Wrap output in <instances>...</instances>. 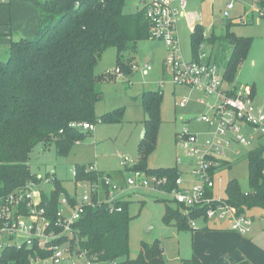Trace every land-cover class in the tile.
Instances as JSON below:
<instances>
[{"label":"trees","instance_id":"16d2710c","mask_svg":"<svg viewBox=\"0 0 264 264\" xmlns=\"http://www.w3.org/2000/svg\"><path fill=\"white\" fill-rule=\"evenodd\" d=\"M28 1L36 5L39 14L36 35L12 40L8 60L0 59V206L9 194L29 182H41L29 166L31 153L39 144H55L57 153L67 156L73 144L86 135L85 130L73 123L98 121L95 104L103 97L101 85L107 79H115L117 73L116 70L96 73V66L105 51L111 47L117 49V69L123 76H128L136 66L128 52L135 51L139 41L152 38L145 6L129 12L126 10L127 0ZM233 25L234 22L227 20L226 34L222 37L231 50L225 71L226 79L231 82H235L253 43V37L233 32ZM207 39L204 28L197 25L192 33L194 55ZM163 98L162 89L143 92L146 131L138 160L130 170L167 178V182L158 188L172 192L178 187L176 180L182 170L178 167L151 169L147 162L157 144ZM103 118L100 120L116 119L110 113ZM263 150L257 146L249 152L251 190L246 191L248 194L241 190L236 180L227 185V199L239 214L254 207L264 208ZM228 164L229 160L224 161L223 166ZM91 166L76 167V183L97 182L110 175ZM64 195L72 196L62 181L55 178L51 193H43L40 207L44 208L49 220L47 231L61 233L63 229L57 211ZM72 200L74 202V198ZM93 200L97 204L88 206L72 226L74 238L63 235L56 238L55 243L70 242L74 253H84L91 263L166 264L159 240L142 241L137 257H130L132 217L129 201L120 200L117 204L122 209L111 211L109 203L103 199L98 202L97 193L93 194ZM20 210L26 213L24 207ZM198 215L196 209L179 204L174 208L166 204L163 221L166 224L174 222L178 230L183 231L191 228L190 221ZM51 254L50 250L36 247L8 245L1 252L0 264H32L36 257L47 258ZM186 264L204 263L198 257H192L186 259Z\"/></svg>","mask_w":264,"mask_h":264},{"label":"rangeland","instance_id":"374dc122","mask_svg":"<svg viewBox=\"0 0 264 264\" xmlns=\"http://www.w3.org/2000/svg\"><path fill=\"white\" fill-rule=\"evenodd\" d=\"M140 1L127 0L126 10L135 11L141 6ZM205 1L188 0L186 8L180 10L178 32L184 57L191 58L193 40L187 27V19L181 15V11L187 14L203 13L206 32L218 36L216 47L208 45V50H214L222 73L226 71L227 58L231 52L222 37L226 34L227 20L234 22L233 32L239 36L253 37L252 47L237 72L236 82L241 88H254V103L264 111V9L259 6L263 0H207L204 4ZM229 3H233V7L229 8ZM11 4L12 11H8L9 5H0V33L10 32L16 39L34 37L39 26L36 5L28 0H13ZM226 11H229V16L224 18L223 13ZM128 54L136 64L133 73L128 76L114 73L115 79H107L101 85L103 97L95 104L98 120L95 128L85 131V137L73 144L67 156L59 155L55 144H39L31 153L29 166L35 175L52 176L50 182H43L42 188L38 189L47 195L53 189L54 178L61 180L71 195L77 194L80 198L86 192L90 194V187L85 188L74 180L73 172L79 165H93L97 171L112 175L125 187L124 198L129 201V213L132 217L130 257H137L142 241L159 240L164 248L166 264H185L184 259L191 258L194 253L191 230L178 231L174 222L166 224L163 221L166 204L174 208L178 205L172 192L163 193L154 183L147 187L128 185L126 188L125 182L132 175L130 169L138 160L140 144L146 131L147 115L142 106L144 91L162 89L164 93L157 144L147 158L151 169L178 167L184 172L188 171L190 157L179 144L178 134L184 127H188L190 131L198 133L200 138H206L214 127L193 117H201L209 113L210 109L207 103L198 101L199 98H204L198 88L176 86L171 82L169 67L166 62L164 64L168 50L163 40L153 37L141 40L135 51ZM8 58L9 47L0 45V59L6 61ZM117 61V49H107L96 66V73L115 71L118 68ZM147 66L151 67L149 72L145 70ZM182 100L187 101L186 105L180 104ZM109 113L116 119L100 120ZM242 135L248 141L247 144L234 143L225 150L230 164L222 168L223 181H219L215 188V192L221 197H226V188L231 180H236L242 191L251 190L249 152L256 146L259 133L247 125L243 128ZM62 211L66 217L72 216L73 209L70 206L63 204ZM247 213L253 216L254 231L259 228L263 232L264 224L259 223L264 221V208L254 207ZM149 228L151 229L147 231ZM263 235L264 232L260 234L259 240ZM16 240L22 243L25 236L16 237ZM68 257L69 254H65L60 263L53 262L49 257L35 260L32 264H68ZM71 257L73 264H106L90 263L87 258L76 255Z\"/></svg>","mask_w":264,"mask_h":264},{"label":"built area","instance_id":"2783aa9c","mask_svg":"<svg viewBox=\"0 0 264 264\" xmlns=\"http://www.w3.org/2000/svg\"><path fill=\"white\" fill-rule=\"evenodd\" d=\"M12 1L0 0V5H10ZM140 3L145 6L151 37L161 39L167 45L168 55L165 62L170 70L171 82L176 86L198 88L204 95V98L201 97L198 101L207 103L210 112L201 117L195 116L193 119L214 127L206 138H200L198 133L190 131L188 127H184L178 134L179 144L189 155L190 161L188 171L182 170V174L176 180L178 187L171 194L177 204L187 209H196L206 219L226 221L231 230L244 235L251 230L253 219L247 213L239 214L236 207L228 201L227 196H219L215 188L219 181H223L221 176L223 163L229 160L225 156L226 148H230L234 143L242 145L248 143L242 135L245 126H252L259 133L255 147L261 146L264 149V111L255 105L252 87L241 88L236 82L226 79L225 73L220 70V63L213 57L205 42L190 59L184 57L178 34V20L180 10L185 9L187 0H179L178 7L174 4V0H141ZM228 7H233V3H229ZM224 15L228 16L229 11ZM147 70H151V67L147 66ZM116 72L122 75L120 69H116ZM186 103V100L180 102L181 105ZM73 125L85 131H92L95 128V123L88 121L75 122ZM262 157L264 158V150ZM73 173L76 176V170ZM131 173L132 175L126 180V188L128 185L147 187L151 183L158 188L160 184L167 182V178L149 176L141 170H134ZM38 177L41 179L40 183L29 182L24 188L9 194L0 206L2 219L0 255L8 245H26L52 251L50 257L55 263H60L65 254H69L68 264H73L71 262L73 255L87 258L84 253L75 254L70 242L55 243V239L63 235L74 238L72 229L74 223L82 217L88 206L97 204L96 200H93L94 193L98 194V202L103 199L110 204L111 211L121 210L122 207L117 202L125 199L123 195L125 187L110 175H105L97 182L76 183L85 188L90 187L91 193L86 192L80 198L77 194L71 197L62 196L57 218L63 229L61 233H56L52 230L47 231L49 220L45 216L44 208L40 207L43 193L38 190L42 188L43 182H50L52 176ZM101 190H103L102 194ZM99 195H103L104 198ZM63 204L73 209L70 218L63 214ZM23 207L26 213L21 212L20 209ZM190 223L192 227H196L194 219ZM21 235L25 236V240L18 243L16 237ZM47 258L38 256L36 260Z\"/></svg>","mask_w":264,"mask_h":264},{"label":"crops","instance_id":"0c3cea01","mask_svg":"<svg viewBox=\"0 0 264 264\" xmlns=\"http://www.w3.org/2000/svg\"><path fill=\"white\" fill-rule=\"evenodd\" d=\"M196 1L198 2L199 0H195V2ZM205 3H207V0L204 2V4ZM174 4L178 7L179 0H174ZM259 6L264 9V0ZM8 11H12V4L9 5ZM181 15L186 17L187 27L191 31V35L196 26L200 25L204 28L205 36L209 38L205 42L207 44V48L208 45L212 46L213 48L216 47L219 42L218 36L214 33L211 34L206 32L203 13L194 12L187 14L186 12L181 11ZM228 16H225L223 13L224 18H227ZM207 28L210 29L211 27ZM14 39L16 38L10 32L0 33V45L9 47L11 41ZM210 41L212 42V44L210 43ZM210 52H212L213 57L216 58V56L214 55V50H210ZM145 70H147V68ZM147 71L149 72L150 70ZM164 74H167L165 69ZM252 89L255 97V90L253 87ZM249 216H251V218L253 219L252 215ZM194 221L196 223V227L191 226L190 228V234L193 239L194 252L192 257H198L204 264H264V235L263 237H260L262 241L259 240L260 234L264 231L261 232L260 230H258L259 228L257 229V231H254L255 229L252 227L253 223L251 226V230L248 233L242 235L236 231L231 230L226 221L206 219L201 214L198 215L194 219ZM259 224H264V221L262 223L260 222ZM184 263L186 264V259H184Z\"/></svg>","mask_w":264,"mask_h":264},{"label":"water","instance_id":"95a60500","mask_svg":"<svg viewBox=\"0 0 264 264\" xmlns=\"http://www.w3.org/2000/svg\"><path fill=\"white\" fill-rule=\"evenodd\" d=\"M151 228L147 229V231H149Z\"/></svg>","mask_w":264,"mask_h":264}]
</instances>
